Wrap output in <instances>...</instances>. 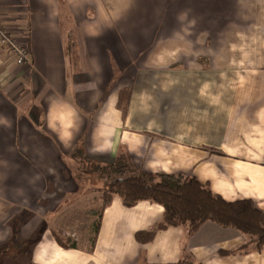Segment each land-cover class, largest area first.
<instances>
[{
	"label": "crops",
	"instance_id": "0c3cea01",
	"mask_svg": "<svg viewBox=\"0 0 264 264\" xmlns=\"http://www.w3.org/2000/svg\"><path fill=\"white\" fill-rule=\"evenodd\" d=\"M0 21L30 49L14 69L0 46V264H20L35 231L26 264H264V249L228 254L247 238L213 221L139 241L164 216L147 200L99 204L97 234H59L72 247L55 232L94 191L74 172L82 158L126 155L264 209V0H0Z\"/></svg>",
	"mask_w": 264,
	"mask_h": 264
},
{
	"label": "trees",
	"instance_id": "16d2710c",
	"mask_svg": "<svg viewBox=\"0 0 264 264\" xmlns=\"http://www.w3.org/2000/svg\"><path fill=\"white\" fill-rule=\"evenodd\" d=\"M129 98L130 92L127 89L120 92L118 107L124 118ZM82 153V145H79L73 155L79 157ZM107 167L115 175L103 191L102 208L108 206L114 196L120 197L128 207L144 200L164 207L162 222L150 231L137 232L139 241H152L159 229L169 226H182L189 234H194L203 223L213 221L225 228H235L247 238L240 248L229 251L228 254L264 249V209L258 208L252 199L227 201L214 193L209 184L201 183L195 177L183 173L154 174L138 170L126 155ZM100 217H97L94 224L96 234L100 228ZM57 239L64 247L74 246L58 235Z\"/></svg>",
	"mask_w": 264,
	"mask_h": 264
},
{
	"label": "rangeland",
	"instance_id": "374dc122",
	"mask_svg": "<svg viewBox=\"0 0 264 264\" xmlns=\"http://www.w3.org/2000/svg\"><path fill=\"white\" fill-rule=\"evenodd\" d=\"M10 57L12 58V61H9V63L14 64L13 67L14 69H20L21 67H25L26 65H19L15 62V58L13 55L9 52ZM15 86L17 89H20V84L17 82L15 83ZM18 97V95H16ZM76 176H79L82 180H85L86 183L85 186L89 189L87 192V198H84L82 200H77V206L75 208L74 214L72 216H64V217H58L55 225V232L58 236L61 234H65L67 231L71 230H76L80 231L81 229L85 231V235H90L92 234V231H94V224L97 219V214L99 212L100 206L99 204L103 203V198L102 194L103 191L107 188L109 185L110 181L114 178V173L110 170L109 167L107 166H102L100 164H96L92 160L88 159H81L80 161L78 160L77 168L74 169ZM94 208L96 209L95 211L88 212V209ZM69 209H67L68 211ZM88 212V213H87ZM94 212V213H92ZM89 214V215H88ZM8 220L13 223L14 227V241H13V251H15V254L19 252V259L21 257V249L18 247L17 243L19 242V238H17V235H19V228L21 226H18L20 222L17 221L16 216H6ZM93 225V228L91 227ZM32 224H30V227ZM30 227H27V229H30ZM32 229V228H31ZM81 230V231H82ZM17 231V232H16ZM39 231H35L34 233L30 232V238L25 241L24 245V257L21 259L20 264H26L27 262V257L25 256V252L27 249L29 251L31 250L33 244L37 241L39 238ZM60 234V235H59ZM62 238V237H61ZM90 238V236H89ZM67 239V238H63ZM12 261H16V258H13ZM23 262V263H22ZM15 263V262H14ZM32 262L30 261L29 264Z\"/></svg>",
	"mask_w": 264,
	"mask_h": 264
},
{
	"label": "built area",
	"instance_id": "2783aa9c",
	"mask_svg": "<svg viewBox=\"0 0 264 264\" xmlns=\"http://www.w3.org/2000/svg\"><path fill=\"white\" fill-rule=\"evenodd\" d=\"M0 46L10 52L19 65L30 64V49L27 41H22L0 21Z\"/></svg>",
	"mask_w": 264,
	"mask_h": 264
}]
</instances>
